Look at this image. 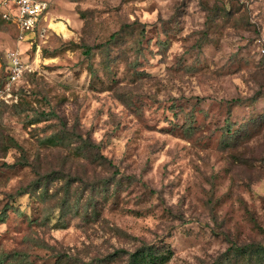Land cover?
Masks as SVG:
<instances>
[{"label": "rangeland", "instance_id": "rangeland-1", "mask_svg": "<svg viewBox=\"0 0 264 264\" xmlns=\"http://www.w3.org/2000/svg\"><path fill=\"white\" fill-rule=\"evenodd\" d=\"M40 1L23 40L0 14V82L7 51L29 66L0 102V264L143 245L246 264L236 248L264 245V0Z\"/></svg>", "mask_w": 264, "mask_h": 264}, {"label": "built area", "instance_id": "built-area-1", "mask_svg": "<svg viewBox=\"0 0 264 264\" xmlns=\"http://www.w3.org/2000/svg\"><path fill=\"white\" fill-rule=\"evenodd\" d=\"M1 6L2 19L16 27L19 40L34 34L40 22L46 20L47 4L40 0H2ZM257 50L264 56V38L258 40ZM6 61L7 72L0 87V100L5 103L16 101V86L29 70L28 64L19 51H7Z\"/></svg>", "mask_w": 264, "mask_h": 264}, {"label": "trees", "instance_id": "trees-1", "mask_svg": "<svg viewBox=\"0 0 264 264\" xmlns=\"http://www.w3.org/2000/svg\"><path fill=\"white\" fill-rule=\"evenodd\" d=\"M88 52L89 50H86V53ZM6 72H7V61L4 67V73H3V76L0 82V87L3 84ZM18 91H19V87L17 85L15 89L16 100H17ZM0 102H2V100H0ZM15 146L19 148L18 145L15 144ZM5 214H6L5 210L4 212L0 213V223L4 222ZM164 252L162 253L157 252L155 248L147 246V245H143L139 249L129 254L128 259L125 262V264H165L168 262V260L171 257V251L167 250L166 253ZM235 253L237 255L246 257V264H264V245L263 244L251 243L243 247L236 248Z\"/></svg>", "mask_w": 264, "mask_h": 264}, {"label": "bare ground", "instance_id": "bare-ground-1", "mask_svg": "<svg viewBox=\"0 0 264 264\" xmlns=\"http://www.w3.org/2000/svg\"><path fill=\"white\" fill-rule=\"evenodd\" d=\"M50 27H52L56 32L62 33L65 35L66 29L64 24L62 23H57V24H51Z\"/></svg>", "mask_w": 264, "mask_h": 264}]
</instances>
